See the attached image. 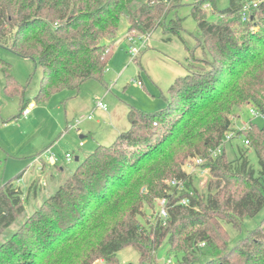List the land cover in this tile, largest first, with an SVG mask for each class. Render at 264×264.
I'll list each match as a JSON object with an SVG mask.
<instances>
[{"label": "trees", "instance_id": "trees-1", "mask_svg": "<svg viewBox=\"0 0 264 264\" xmlns=\"http://www.w3.org/2000/svg\"><path fill=\"white\" fill-rule=\"evenodd\" d=\"M179 1L0 0V47L41 66L34 101L44 102L102 76L123 18L129 31L151 33L161 26L165 34H178L182 19L171 14ZM215 1L191 5L202 56L191 55L187 73L169 87L164 109L130 107L129 129L112 144L98 145L12 232L7 229L23 213L27 196L11 180L0 185V264H118L116 254L128 246L141 263H150L165 240L170 252L183 254L184 264H264V217L232 245L224 228H240L264 208V126L250 120L237 131L255 145L258 169L241 148L229 160L226 146L205 162L215 181L201 195L182 168L187 158L207 156L219 145L234 128L236 109L254 106L264 114V2L242 21L247 0H230L211 22L203 7L217 12ZM0 67L5 91L20 94L9 63L0 58ZM29 102L22 99L21 112ZM172 179L182 188L170 186ZM161 197L168 201L167 218L154 214L153 221L141 222L144 205ZM185 197L187 205L180 203Z\"/></svg>", "mask_w": 264, "mask_h": 264}, {"label": "rangeland", "instance_id": "rangeland-1", "mask_svg": "<svg viewBox=\"0 0 264 264\" xmlns=\"http://www.w3.org/2000/svg\"><path fill=\"white\" fill-rule=\"evenodd\" d=\"M196 1L198 0H180L176 3L178 6L171 17L178 16L182 19L178 34H165L160 26L146 38V33L126 29L113 44L110 59L100 78L87 79L76 90L65 89L53 93L46 101L36 102L27 116L21 114V102L22 99L35 100L42 68L35 65L32 59L0 47V58L9 63L11 73L23 88L20 94L6 92L5 75L0 67V185L11 180L27 196L23 213L7 231H15L98 145L112 144L119 133L129 129L127 113L130 107L147 113L158 112L166 107L169 87L177 77L187 73L191 55L202 56V51L197 48V23L190 14L191 5ZM215 3L217 12L208 4L203 7L211 22L219 19L218 11L228 7L230 0H216ZM122 21L126 22L124 18ZM125 33L137 35L133 45L136 48L141 46L137 57L130 53L132 45L124 36ZM141 36L142 39L139 38ZM168 37L170 39L167 40ZM142 41L145 42L143 46ZM138 81L143 85H138ZM97 101H101L105 108L97 107ZM88 115L91 118H84L76 126L72 125L81 116ZM248 119L250 116L246 105L236 109L232 116L234 126ZM163 121L166 123L167 119ZM253 122L259 127L264 126L263 117H254ZM244 139L243 136H238L226 145L227 158L235 159L241 148L251 164L258 169L255 145H244ZM46 150L60 160L64 172L54 169V173L50 174L47 173L46 166L43 171L40 170L35 158ZM66 153L72 155L69 160L65 158ZM43 155L45 159L46 156ZM76 156L79 157L78 160H75ZM195 157L209 161L203 154L191 156L184 161L182 168L192 177V185L197 193L204 195L208 193V186L215 178L210 171L209 174L201 173V168L194 165L192 160ZM45 162L49 163L47 160ZM40 180L45 181L46 185H41ZM35 181V192L28 191ZM156 209L157 199L149 208L144 205L145 215H139V220L143 223H146L145 219L153 221ZM263 217L264 208L254 217L244 218L240 228L224 223L230 245L241 240ZM2 242L4 237L0 235V244ZM182 255L181 252H170L165 240L150 263H141L139 253L131 246L121 249L116 258L118 264H184ZM99 262L102 263V260Z\"/></svg>", "mask_w": 264, "mask_h": 264}, {"label": "built area", "instance_id": "built-area-1", "mask_svg": "<svg viewBox=\"0 0 264 264\" xmlns=\"http://www.w3.org/2000/svg\"><path fill=\"white\" fill-rule=\"evenodd\" d=\"M264 2V0H251V1H246L245 3H243V6L241 8V20L242 21H248L250 19V15L252 13V11L258 7V5L260 3ZM135 32V31H132ZM150 33H146V38L149 37ZM142 36L144 34H141ZM124 36H126L128 38V40L131 43V47H130V53L133 55V57H137L138 54L140 53V48H136L135 46H133L136 41H135V37L137 35L134 34H129V33H125ZM142 36L139 37L142 39ZM144 41H142V46L144 45ZM138 85L142 86V82L138 81L137 82ZM34 102L31 101L29 102L22 110L21 114L23 116H27L30 113L31 108L34 106ZM96 106L97 107H101V108H105V105L101 102V101H97L96 102ZM247 111L249 113L250 119L242 121L241 123L237 124L236 126H234V128L232 130H229L228 132L225 133L224 138L221 140V142L219 143L218 146L214 147V148H210L208 150V154H207V158H214L217 155L221 154L223 152V150L225 149L226 145L231 143V141L234 138H237L238 136H241L240 134H238V130H245L249 123L250 120H253L254 117H263L264 118V114L261 113L260 111H258L254 106H249L247 108ZM84 118H91V115L88 116H81L78 120H76V123L72 124L73 126L77 125L80 120L84 119ZM244 145L248 146L249 145V141L248 139H244L243 140ZM80 144H82V142H80ZM46 156V158L44 159V155ZM72 157V155L70 153H66L65 154V158L66 160H69ZM48 161L50 164H55L56 162H58V159L55 158L54 155H50L49 154V150L44 151V153L38 155L35 158V162H38L39 164L41 162L44 161ZM194 162V165L198 166L199 168H201V173L203 174H209L210 169L206 166H204L205 164V159H203L202 157H195L192 159ZM170 186L174 187H180L182 188V182L178 181L176 179H172L170 181L167 182ZM44 184V183H43ZM167 198L166 197H161L157 199V209H156V216L157 218H160L162 220H165L167 218ZM181 204L187 205L189 204V197H185L180 201ZM169 262V260H168Z\"/></svg>", "mask_w": 264, "mask_h": 264}, {"label": "crops", "instance_id": "crops-1", "mask_svg": "<svg viewBox=\"0 0 264 264\" xmlns=\"http://www.w3.org/2000/svg\"><path fill=\"white\" fill-rule=\"evenodd\" d=\"M127 26H128V24H127V21L125 22V21H122L121 22V26H120V28H119V30H118V37L120 38L121 36H119L120 34H122L123 32H125V30L127 29ZM119 40V39H118ZM117 42V41H116ZM115 42V43H116ZM114 43V44H115ZM35 104H36V102L35 101H33ZM122 133V132H121ZM120 134V133H119ZM118 134V135H119ZM81 137H83V136H81ZM80 146H81V144H80ZM78 157V156H77ZM78 159H79V157H78ZM58 168H57V170H59L60 172H64V169H63V167H62V165H61V162H60V160L58 159ZM39 166H40V170H42L43 171V168H45L44 166H46L47 168H48V172L47 173H50V174H53L54 172H53V170L55 169L54 167L55 166H53V164H50V163H48V164H46V162L44 161V162H41L40 164H39ZM45 171V170H44ZM39 181V180H38ZM41 181V180H40ZM36 182V181H35ZM41 183V185H46V182L45 181H41L40 182ZM44 183V184H43ZM36 186L37 185V182L36 183H34V182H32L31 183V185L29 186V189H28V191H32V186ZM39 185V184H38ZM18 186V185H17Z\"/></svg>", "mask_w": 264, "mask_h": 264}, {"label": "water", "instance_id": "water-1", "mask_svg": "<svg viewBox=\"0 0 264 264\" xmlns=\"http://www.w3.org/2000/svg\"><path fill=\"white\" fill-rule=\"evenodd\" d=\"M75 160H78V157L77 156L75 157Z\"/></svg>", "mask_w": 264, "mask_h": 264}]
</instances>
